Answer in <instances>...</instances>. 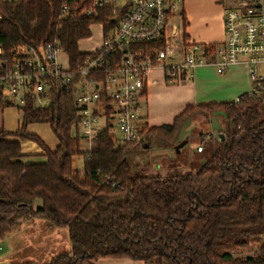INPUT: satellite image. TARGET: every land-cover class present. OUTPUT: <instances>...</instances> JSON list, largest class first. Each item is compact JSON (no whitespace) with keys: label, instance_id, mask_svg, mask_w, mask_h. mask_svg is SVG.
Listing matches in <instances>:
<instances>
[{"label":"trees","instance_id":"trees-1","mask_svg":"<svg viewBox=\"0 0 264 264\" xmlns=\"http://www.w3.org/2000/svg\"><path fill=\"white\" fill-rule=\"evenodd\" d=\"M89 1L73 3L70 14H63L62 0L0 2L4 53L12 58L16 45L38 47L58 39L70 66L77 68L85 55L79 41L91 37L90 26L112 23L110 6L93 17L75 16ZM257 87L260 93H244L238 101L189 105L173 123L144 130L141 147L150 146L154 137L175 144L196 116L219 114L226 120L224 140L212 134L206 143L202 135L206 152L202 150L198 169L170 177L135 173L127 155L140 146L116 147L108 129L82 150L69 91L54 89L46 106L36 107L31 100L18 106L20 127L0 128V242L30 220L44 218L51 227L68 229L70 250L44 263L20 264H94L101 258L145 264H264V93L262 85ZM10 106L0 95V109ZM39 122L49 124L58 138L55 150L28 130L30 123ZM26 139L43 153H22L21 140ZM75 155L84 158L82 170L73 165ZM38 199L42 204L36 207ZM253 244L259 248L256 256L235 257L228 251Z\"/></svg>","mask_w":264,"mask_h":264},{"label":"built area","instance_id":"built-area-1","mask_svg":"<svg viewBox=\"0 0 264 264\" xmlns=\"http://www.w3.org/2000/svg\"><path fill=\"white\" fill-rule=\"evenodd\" d=\"M62 1L63 14H70L72 4L78 2ZM183 1H89L75 16L93 17L110 6L112 23L108 27L98 23L100 40L88 51L79 50L85 55L74 69L58 39L38 47L16 45L12 58L0 45L1 97L16 107L29 100L39 107L50 104L54 89L69 91L79 117L73 125L77 135L93 140L99 131L108 129L115 146L124 147L144 141L149 120L143 103L148 85L157 81L150 77L155 69H160L166 80L181 81L193 79L199 67L214 66L224 74L243 65L253 81L252 93H260L257 84L264 93V0H216L223 7L225 32L217 43L188 38ZM178 12L180 24L173 22ZM64 53L68 55L66 66L60 60ZM198 150H204L203 144Z\"/></svg>","mask_w":264,"mask_h":264},{"label":"crops","instance_id":"crops-1","mask_svg":"<svg viewBox=\"0 0 264 264\" xmlns=\"http://www.w3.org/2000/svg\"><path fill=\"white\" fill-rule=\"evenodd\" d=\"M183 4L182 15L183 19H186L187 21V25L184 27V30L188 38L206 43H217L221 42L224 39L225 32L222 5L217 3L216 0H184ZM194 76L195 77L191 80L169 81L166 80L160 69H155L154 71H152L150 77L156 79L157 81L152 82L148 85L146 89V101H144L143 103V113L149 120L150 127L168 125L173 123L175 120L174 118L182 113V111L189 105L209 104L210 102L225 103L229 101H236L242 94L251 93L253 90V81L250 78V74H248L247 67L243 65L233 66L229 70L224 72V74H219L214 66L199 67L195 70ZM20 123L21 122H18L17 128L20 127ZM30 125L32 124H29L28 130L30 128ZM50 130L52 132L51 128ZM212 134L214 133L212 132ZM53 136L56 138L55 134H53ZM207 136L209 137V135ZM56 139L57 142L55 144V148L59 143L58 138ZM28 140L29 139L21 140L22 153L41 155V153H43L42 148L39 147L35 142L30 143ZM55 148L50 149L55 150ZM27 159L28 158L24 160L26 161ZM33 159L39 161L43 159V157H35ZM43 225L47 229V231H45V233H43V236L41 237L43 238V242L47 241L48 233H51L52 236L57 237V235L61 231L66 232L64 236L67 238L65 239L67 242L61 244L60 246L56 245L55 243L53 244V242L50 243L44 256L40 257L38 255V258H36L35 256L28 257L29 255H27V253L24 257H20L17 255L16 257H12L15 254L11 253L9 258H7V264H16V262H25L26 260L30 261L31 259L44 263L57 256L58 254L70 250L71 240L69 237L68 229L67 231H65V229L61 227H51L47 220L41 221L40 218L32 219L22 229L12 232L8 236L4 237V240H6V246H10V239H13L15 233L23 230L25 227L38 228L39 226ZM41 234L42 233H40V231H37L34 233V236L38 237V235ZM27 240L28 241L25 245L27 246L30 244L28 247L33 246L31 245L32 240ZM13 248L7 249L8 252L13 251ZM63 248L64 250H62ZM58 250H60V252H58ZM45 259H47V261H45ZM94 264L145 263L139 260L127 258H101L100 260L95 261Z\"/></svg>","mask_w":264,"mask_h":264},{"label":"rangeland","instance_id":"rangeland-1","mask_svg":"<svg viewBox=\"0 0 264 264\" xmlns=\"http://www.w3.org/2000/svg\"><path fill=\"white\" fill-rule=\"evenodd\" d=\"M180 12L176 13L173 17V22L180 24ZM100 25L94 24L91 27V33L93 39H83L79 41V50L88 51L92 49L96 40L100 39ZM67 53L60 55V60L64 66L68 63ZM23 113L17 109L16 106H10L5 108L4 110L0 109V128L4 127L6 129H16L18 127V122H21L23 118ZM29 131L33 132L42 138H44L45 142L51 149L55 148V144L57 139L53 136L50 126L47 123H31ZM227 127L226 120L221 115L217 114L211 117V119H207L202 116H196L192 118L188 123L185 125L183 130L181 131V135L179 136L178 143H167L160 138L154 137L151 140L150 146L148 147H141L139 148H131L128 150V159L130 163L134 166V172L141 174V173H148V174H159L163 177H170L171 174L174 173H184L188 171H196L198 166L201 164V160L205 153L198 151V144L201 143L202 135H205L204 141H207L206 135H209L210 132L214 133V136L220 137L223 134V130ZM30 143H34L31 140H28ZM205 143V146H206ZM92 140L83 137L81 139V148L82 150H87L91 147ZM181 145V146H180ZM204 145V144H203ZM27 147V146H26ZM181 149H180V148ZM178 149L180 151H178ZM206 149V147H205ZM204 149V151H205ZM206 152V151H205ZM34 158V157H33ZM32 158V159H33ZM83 160L84 158L79 155H75L73 160V165L76 168L83 169ZM42 204L40 199L36 200L35 206H39ZM45 220L44 218L41 221ZM31 221V220H30ZM46 221V220H45ZM29 223V222H28ZM27 223V224H28ZM26 224V225H27ZM25 225V226H26ZM67 231L66 227H61ZM40 231L41 235L34 236V233ZM47 229L43 226L37 227H25L23 230L15 233L13 239H10L11 245L6 246L4 238L0 242V264H7V258L11 255V253L15 254L12 257L20 256L24 257L25 254L30 256H37L39 255L44 256L48 246L50 243L53 242L56 245H61L67 242V239L64 234L66 232L61 231L54 237L51 233H48L47 241L43 242V233H45ZM47 233V232H46ZM8 236V235H7ZM34 236V237H32ZM6 237V236H5ZM12 237V236H11ZM32 240L33 246L28 247L29 245H25L27 243V239ZM14 247V248H13ZM13 248V251H9L7 249ZM40 250V251H37ZM64 250V248L62 249ZM229 252L233 253L235 257H248V256H256L259 254V248L257 245L253 244L248 247L240 248L236 246H231L228 249ZM60 252V250H58ZM13 259V258H12ZM48 259V258H47ZM45 259V261H47ZM26 260V259H25ZM24 260V261H25ZM25 262H33L36 263L38 261L35 260H26ZM23 262H16V264H20ZM159 264V263H156Z\"/></svg>","mask_w":264,"mask_h":264},{"label":"water","instance_id":"water-1","mask_svg":"<svg viewBox=\"0 0 264 264\" xmlns=\"http://www.w3.org/2000/svg\"><path fill=\"white\" fill-rule=\"evenodd\" d=\"M220 137H221V140H224L225 139V135L224 134H221L220 135ZM149 145L148 144H146L145 145V147H148ZM181 146V145H180ZM180 148V147H179ZM181 149V148H180ZM178 151H180L179 149H178Z\"/></svg>","mask_w":264,"mask_h":264}]
</instances>
